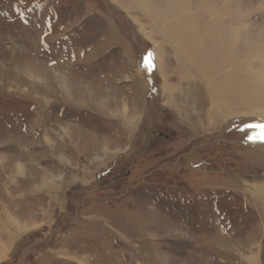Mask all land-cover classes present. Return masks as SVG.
<instances>
[{
  "label": "rangeland",
  "instance_id": "obj_1",
  "mask_svg": "<svg viewBox=\"0 0 264 264\" xmlns=\"http://www.w3.org/2000/svg\"><path fill=\"white\" fill-rule=\"evenodd\" d=\"M122 1L0 0V264H248L250 246L261 264L264 122L239 103L213 114L224 100L180 79ZM214 6L201 32L246 62L264 46V0Z\"/></svg>",
  "mask_w": 264,
  "mask_h": 264
},
{
  "label": "bare ground",
  "instance_id": "obj_2",
  "mask_svg": "<svg viewBox=\"0 0 264 264\" xmlns=\"http://www.w3.org/2000/svg\"><path fill=\"white\" fill-rule=\"evenodd\" d=\"M117 1V3H120V0ZM122 2L123 6L134 5L133 9L142 11L144 16L149 19L153 35L157 38H162L164 46H169L172 49L173 57H175L178 67L177 74L180 79L189 78L186 82H190L198 94H210L211 98L224 100L225 104L222 103L221 106H217L213 114L224 111L227 114H223V116L227 119L229 118L228 114L232 115L234 113L233 107L236 108L239 103L242 105V110L245 109L247 111L246 117L251 118L247 119L248 122L253 119L264 122L261 118H257H264V111L259 110L261 105L264 106V85L261 83V68L264 69V64H261L264 62V46L254 45L252 48L245 47L246 62H240L237 60L238 57H234L237 53L233 45V43L235 44L234 39L232 42L230 37L220 35L222 34L221 32L220 34L204 35V32H209L210 27L209 29L205 28L206 30H202L203 32H201V21H206L205 11H208L212 15L216 13V7L214 6V9L211 8L217 0L194 1L195 5L192 0H123ZM164 2L165 5H163ZM164 6L166 7L164 8ZM206 24L208 23L206 22ZM235 31L236 29H233L231 32L234 33ZM260 32L264 36V31ZM202 34L207 39L206 41L202 40ZM164 48L166 47L158 44L155 45L156 59L154 61L157 66V72L166 78V66L164 67L162 53ZM234 60L236 62H232ZM259 61L261 62V66L254 69L252 65L254 63L258 64ZM52 71L55 79L60 80L63 76H60L54 70ZM233 72L234 74L232 75ZM220 73L223 75L220 76ZM27 75L35 79V82H40L36 77L37 75L35 76V72L28 68ZM61 82L62 89L68 87L63 77ZM201 88L202 91H200ZM163 91L164 94H174L173 88H169L167 84L164 85ZM171 99L175 100L170 96L167 102L169 103ZM169 104L173 105L174 108L176 107L174 103ZM177 108L181 113L182 106ZM204 111L206 112V110ZM64 130L65 128L63 130L59 129L61 133L65 132ZM65 134L69 138V131H66L64 134L62 133V136H65ZM68 138L66 137V139ZM107 151L109 150L107 149L105 152ZM17 170L18 175L16 178H23V165L14 162L10 171ZM253 248L250 246L249 249H246L250 250L248 252L251 254L247 257L248 264L253 263L258 258V253Z\"/></svg>",
  "mask_w": 264,
  "mask_h": 264
},
{
  "label": "crops",
  "instance_id": "obj_3",
  "mask_svg": "<svg viewBox=\"0 0 264 264\" xmlns=\"http://www.w3.org/2000/svg\"><path fill=\"white\" fill-rule=\"evenodd\" d=\"M255 250L257 251L256 253H258V250H257V249H254V251H255ZM259 253L261 254V255H260V259L262 260V263H261V261H260V263H261V264H264V263H263V258H262L263 248L260 249ZM256 264H259V262L256 263Z\"/></svg>",
  "mask_w": 264,
  "mask_h": 264
},
{
  "label": "flooded vegetation",
  "instance_id": "obj_4",
  "mask_svg": "<svg viewBox=\"0 0 264 264\" xmlns=\"http://www.w3.org/2000/svg\"><path fill=\"white\" fill-rule=\"evenodd\" d=\"M115 26H117V24L115 23Z\"/></svg>",
  "mask_w": 264,
  "mask_h": 264
}]
</instances>
